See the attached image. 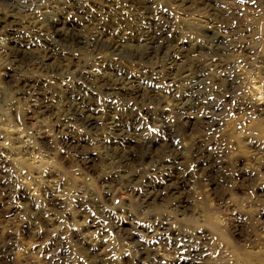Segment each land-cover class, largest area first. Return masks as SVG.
I'll return each mask as SVG.
<instances>
[{"label": "rangeland", "instance_id": "1", "mask_svg": "<svg viewBox=\"0 0 264 264\" xmlns=\"http://www.w3.org/2000/svg\"><path fill=\"white\" fill-rule=\"evenodd\" d=\"M0 1V264H264V0ZM117 122L133 165L113 156Z\"/></svg>", "mask_w": 264, "mask_h": 264}, {"label": "bare ground", "instance_id": "2", "mask_svg": "<svg viewBox=\"0 0 264 264\" xmlns=\"http://www.w3.org/2000/svg\"><path fill=\"white\" fill-rule=\"evenodd\" d=\"M78 0H76V5L75 6H77L79 3L77 2ZM201 1H203V0H201ZM1 2V1H0ZM2 2H4L3 0H2ZM182 3V2H181ZM8 4V3H7ZM12 4V3H11ZM73 5V6H74ZM214 11V10H213ZM208 13V12H207ZM212 14V13H211ZM218 14H221L220 12H218ZM216 16V15H215ZM228 16V15H227ZM226 16V17H227ZM220 17V16H219ZM230 18V17H229ZM222 20V19H221ZM6 21V20H5ZM228 21V20H227ZM8 22H10V21H8ZM224 22H226V21H224ZM228 23H230V22H228ZM5 24H7V22L5 23ZM12 24V23H11ZM10 24V25H11ZM222 24V23H221ZM8 25V24H7ZM9 25V26H10ZM162 25V24H161ZM222 25H224V24H222ZM226 25V24H225ZM4 26V25H3ZM157 26V25H156ZM167 26V25H166ZM162 27V26H161ZM2 28V27H1ZM159 28V27H158ZM4 29V28H3ZM161 29V28H160ZM163 29V28H162ZM134 30V29H133ZM132 30V31H133ZM164 30V29H163ZM167 30V29H166ZM56 31V30H55ZM147 31V30H146ZM7 32V31H6ZM74 32H75V30H74ZM231 32H233V31H231ZM11 33V32H10ZM55 34H56V32H54ZM152 33V32H151ZM162 33V32H161ZM166 33V32H165ZM229 33V32H228ZM58 34V33H57ZM57 34H56V36H57ZM122 34V33H121ZM132 34V33H131ZM130 34V35H131ZM135 34V33H134ZM153 34V33H152ZM232 34V33H231ZM112 35V34H111ZM168 35V34H167ZM236 35V34H235ZM12 36V35H11ZM21 36V35H20ZM100 36V35H99ZM102 36V35H101ZM234 36V35H233ZM82 37V36H81ZM114 37V36H113ZM133 37H135V36H133ZM159 37H162V36H159ZM57 38L58 39H56V41L58 40V44L56 43V46H58L59 44H60V46H69V44L71 45L72 44V46L73 45H75L76 47H82V45H83V42H82V40H81V38L80 37H77L76 35H70V37H66V36H61V34H60V36H57ZM111 38V37H110ZM129 38V37H128ZM146 38V37H145ZM157 38V37H156ZM165 38H167V37H165ZM106 39V38H105ZM104 39V40H105ZM112 39V38H111ZM123 39H124V37H123ZM122 39V40H123ZM84 40V39H83ZM141 40H143V38L142 39H137V42H139L138 44H140V42H141ZM89 41H90V39H89ZM88 41V42H89ZM164 41V40H163ZM29 43V42H28ZM155 37L154 38H151V41H150V44H149V47H148V50H147V52L146 53H143L142 55H140L139 53H138V50H125V49H123V47H121V45L119 44V46H118V44L116 43V42H113V41H110V40H106V41H101L99 38H92V40H91V42H90V45H91V47H92V50H97V49H99V48H105L106 50H108V51H110V52H112L113 54L114 53H117V54H121V53H123V54H128L130 57H139V58H141V59H152V57H153V55L154 54H156V55H158L159 53H161L162 54V52H163V50L165 49V48H167L166 46H167V43H159V45H155ZM169 43V42H168ZM133 45V44H132ZM169 45V44H168ZM36 46V45H35ZM56 46H51V49H48V47H45V48H47L45 51H44V60L46 59V58H48V57H50V55H51V53L53 52L52 50H56ZM84 46H86V45H84ZM142 46V45H141ZM213 46V45H212ZM59 47V46H58ZM126 47H127V45H126ZM14 48V47H13ZM44 48V49H45ZM50 48V47H49ZM178 48V47H177ZM217 48V50H219L220 49V46H217L216 47ZM9 49V48H8ZM19 49V48H18ZM87 49H89V48H87ZM214 49V48H213ZM14 50V49H13ZM13 50H10L9 49V55L11 56L13 53H15V54H13V55H15V57L16 58H18L19 57V54H18V51L16 52V51H13ZM32 50V49H31ZM170 50V49H169ZM26 52H27V50H25ZM37 51V50H36ZM40 50H38V52H39ZM171 51V50H170ZM175 51V50H174ZM173 51V52H174ZM212 51V50H211ZM221 51V50H220ZM7 52V53H8ZM33 52H35L34 50H33ZM37 52V53H38ZM55 52V51H54ZM95 52V51H94ZM214 52H216V51H214ZM164 54V53H163ZM165 54H168V52L167 53H165ZM22 55V54H21ZM31 55H33V54H31ZM30 55V56H31ZM174 55V54H173ZM176 55H178V54H176ZM5 56H6V54H5ZM39 56V55H38ZM37 56V57H38ZM124 56V55H123ZM122 56V57H123ZM166 56H168V55H166ZM7 57V56H6ZM23 57V56H22ZM21 57V58H22ZM29 57V56H28ZM163 57H165V56H163ZM169 57V56H168ZM167 57V58H168ZM175 57V56H174ZM181 57H183V56H181ZM11 58V57H10ZM41 58V57H40ZM170 58V57H169ZM184 58V57H183ZM26 59V58H25ZM132 59V58H131ZM135 59V58H134ZM172 59V58H171ZM176 59H177V57H176ZM11 60V59H10ZM13 60H18V59H12V61ZM21 60V59H20ZM138 60V59H137ZM27 61V60H26ZM41 61V60H40ZM143 61V60H142ZM148 61V60H147ZM11 62V61H10ZM169 62V61H168ZM174 62V61H173ZM25 63H27V62H25ZM45 63V62H44ZM188 63V62H187ZM7 65H9V64H7ZM26 65V64H25ZM29 65V64H28ZM35 65V64H34ZM40 65V64H39ZM43 65V64H42ZM50 65V64H49ZM110 65V64H109ZM191 66H192V64H190ZM145 66V65H144ZM17 67V66H16ZM19 67V66H18ZM58 67V66H57ZM57 67L55 68V69H57ZM11 68V67H10ZM24 68V67H23ZM30 68H31V66H30ZM71 68V67H70ZM109 69L111 68V67H108ZM189 68H191V67H189ZM194 68H195V66H194ZM199 68V67H198ZM14 69V68H13ZM116 69H117V67H116ZM43 70V69H42ZM171 70H173V67H171ZM187 70H189L188 69V66L186 65V64H184L183 66H182V69H181V73H184V72H186L187 73ZM195 70V69H194ZM197 70V69H196ZM195 70V71H196ZM12 71H14V70H12ZM17 71V70H16ZM56 71V70H55ZM71 71H73V70H71ZM118 71H119V69H118ZM151 71V70H150ZM177 71V70H176ZM190 71V70H189ZM193 71V70H192ZM49 72V71H48ZM153 72V71H152ZM171 72V71H170ZM113 73H114V78L113 79H115V77H116V80H118L119 81V83H122V84H118L117 86H119V87H117L118 88V90L119 91H122L123 89H127L126 91H128V90H135V89H137V86H136V84L134 83V82H132V81H134V80H130V79H126L125 78V75L123 74V73H120V72H117L116 70H113ZM113 73H111V74H113ZM175 73V72H174ZM180 73V74H181ZM191 73V72H190ZM194 73V72H193ZM197 73V72H196ZM47 74V73H46ZM146 74V73H145ZM152 74V73H151ZM170 74V73H169ZM168 74V75H169ZM179 74V73H178ZM200 74V73H199ZM199 74H196L197 76L199 75ZM52 75V74H51ZM79 75V74H78ZM149 75V74H148ZM147 75V76H148ZM172 75V74H171ZM187 75H189V74H187ZM228 75V74H227ZM56 76V75H55ZM153 76V75H152ZM178 76H181V75H178ZM190 76V75H189ZM192 76V75H191ZM194 76H195V74H194ZM10 77H11V75H10ZM25 77V76H24ZM107 77H109V76H107ZM111 77V76H110ZM167 77H169V76H167ZM171 77V76H170ZM173 77V76H172ZM223 77H224V75H223ZM27 78V77H26ZM76 78H78V77H76ZM182 78V77H181ZM189 78V77H188ZM195 78V77H194ZM230 77H228V76H226V80L227 79H229ZM28 79V78H27ZM121 79V80H120ZM125 80V81H129V82H124L125 84L123 85V80ZM175 79V78H174ZM21 80H23L22 78H21ZM25 80V79H24ZM80 80H82V79H80ZM176 80V79H175ZM16 81H18V80H16ZM77 81V80H76ZM79 81V80H78ZM102 81V80H101ZM196 84L197 85H200L201 84V82H202V79H201V77H198V78H196ZM19 82V81H18ZM17 82V84H19ZM22 82V81H21ZM112 82L113 81H111V84L109 83V85H112ZM117 82V81H116ZM78 83V82H77ZM26 84V83H25ZM76 84V83H75ZM225 84V83H224ZM28 85V84H27ZM84 85V84H83ZM116 85V84H115ZM123 85V86H122ZM193 85V84H192ZM196 85V86H197ZM232 85H233V82L231 81V79H230V81L228 82V86L227 87H229V88H232ZM21 86V85H20ZM29 86V85H28ZM32 87H33V85H31ZM114 86V85H113ZM125 86V87H124ZM195 86V87H196ZM39 87V86H38ZM79 87V86H78ZM112 87V86H111ZM193 88L194 90H192V93L193 94H195L196 92H195V89L196 88ZM37 88V87H36ZM80 88H81V85H80ZM198 89H200V88H198ZM225 89V88H224ZM15 90V89H14ZM21 90V89H20ZM25 90V89H24ZM38 90V89H37ZM111 90H112V88H111ZM150 90V89H149ZM151 90H152V88H151ZM191 90V89H190ZM226 90H227V88H226ZM225 90V91H226ZM16 91H18L19 93H20V91L19 90H16ZM32 91V90H31ZM40 91H41V89H40ZM79 91V90H78ZM112 91H117V89H114V90H112ZM17 92V93H18ZM22 92H25V91H22ZM29 92H30V90H29ZM28 92V93H29ZM147 92V91H146ZM35 93V92H34ZM38 93V92H37ZM132 93V92H131ZM148 94H149V96L146 94V96L148 97V98H150V99H152L153 100V95H151V93H149V92H147ZM189 93V92H188ZM187 93V94H188ZM191 93V94H192ZM198 93V92H197ZM21 94H23V93H21ZM39 94V93H38ZM192 94V98H193V95ZM37 95V94H36ZM52 95H53V93H52ZM51 95V96H52ZM118 95H119V93H118ZM150 95H151V97H150ZM31 96V95H30ZM107 96V95H106ZM42 97V96H41ZM44 97H46L45 95H44ZM43 97V98H44ZM71 97V96H70ZM109 97V96H108ZM29 98V97H28ZM27 98V99H28ZM37 98V97H36ZM188 98V97H187ZM31 99V98H30ZM191 99V98H190ZM42 100V99H41ZM31 101V100H30ZM33 101V100H32ZM38 101V100H37ZM154 101V100H153ZM43 102V101H42ZM148 102V101H147ZM68 103V102H67ZM85 103V102H84ZM40 104V103H39ZM75 104V103H74ZM187 104V103H186ZM77 105V104H76ZM68 106H70V105H68ZM77 106H79V105H77ZM81 106V105H80ZM79 106V107H80ZM36 107V106H35ZM48 107V106H47ZM76 107V106H75ZM79 107H78V109H77V111H75V112H77V116H78V118L77 119H79L80 121H82L84 124H86L87 126H90V127H94V125L95 124H93V120H92V118H89V116H88V112H89V108H83V109H79ZM49 108H52V107H49ZM186 109V108H185ZM210 110H212L213 108L210 106V108H209ZM215 109V108H214ZM45 110H47V109H45ZM49 110V109H48ZM51 110V109H50ZM67 110V109H66ZM140 110V109H139ZM70 112V111H69ZM67 113V112H66ZM91 113H92V111H91ZM183 113V112H182ZM206 113H211V112H207L206 111ZM212 114V113H211ZM210 114V115H211ZM208 115V114H207ZM76 116V115H75ZM109 116V115H108ZM115 116V115H114ZM184 116V115H183ZM204 116V115H203ZM206 116V115H205ZM203 117V123H205V124H208V125H213V122H211V117L208 115L207 117ZM214 116V115H213ZM71 117V116H70ZM73 117V116H72ZM71 117V118H72ZM113 117V116H112ZM96 119H97V116H96ZM110 120V119H109ZM215 120V119H214ZM62 121V120H61ZM102 121V120H101ZM65 122V121H64ZM68 122V121H67ZM67 122H65V123H67ZM70 123H71V119H70V121H69ZM76 122V124H77V121H75ZM74 123V122H73ZM104 123V122H103ZM102 124V123H101ZM109 124V123H108ZM111 125V127L109 126V128H110V130H111V142L113 143V145H114V147H115V149L113 148V150H114V152H113V156L117 159V160H119L120 162L122 161L124 164H134L135 163V160L133 159V157H134V149H132V147H131V144H132V146L134 145V140L131 138V136H130V134H128L127 132H125V128L122 126V125H118V122H117V124H115V123H111L110 124ZM75 126H78V125H75ZM105 126V125H104ZM214 126V125H213ZM84 127V126H83ZM97 127V126H96ZM162 127V126H161ZM165 127V126H164ZM68 128V127H67ZM71 128V127H70ZM85 128V127H84ZM89 128V127H88ZM99 128H100V126H99ZM124 129V130H123ZM163 129V128H162ZM172 129V128H171ZM209 129V128H208ZM97 130V129H96ZM63 131V130H62ZM61 131V132H62ZM98 131V130H97ZM136 131V130H135ZM162 131H164V130H162ZM169 129H166L165 130V136L168 138V139H170V135H169ZM65 132V131H64ZM133 132V131H132ZM171 132V131H170ZM104 133V132H103ZM140 134V133H139ZM261 134V133H260ZM173 135V134H172ZM109 136V135H108ZM165 136H163V137H165ZM173 138V137H172ZM167 139V140H168ZM163 140H165V139H163ZM143 141V140H142ZM166 141V140H165ZM173 141V140H172ZM137 142V141H136ZM141 143V142H140ZM167 142H165V144H166ZM169 143V142H168ZM143 144V143H142ZM147 144H149V143H147ZM172 144V143H171ZM130 145V147L128 148L127 146H129ZM163 145V144H162ZM103 146V145H102ZM161 146V145H160ZM164 146V145H163ZM163 146H162V148H163ZM150 147V146H149ZM169 147V146H168ZM103 148V147H102ZM159 148V147H158ZM162 148H161V150H162ZM107 149H109V148H107ZM111 149V148H110ZM132 149V150H131ZM169 149H170V147H169ZM102 150V149H101ZM150 150V149H149ZM161 150H159V152L161 151ZM166 150V149H165ZM169 151H171V150H169ZM137 152H138V150H137ZM149 152V151H148ZM155 152V151H154ZM167 152H168V149H167ZM175 152V151H174ZM195 152V151H194ZM108 153V152H107ZM136 153V152H135ZM171 153V152H170ZM253 153V152H252ZM134 154V155H133ZM146 154V153H145ZM150 155H151V153H149ZM154 154H156V153H154ZM165 154V153H164ZM169 154V153H168ZM196 154V153H195ZM174 155V154H173ZM175 155H177V154H175ZM174 155V156H175ZM112 156V155H111ZM149 156V155H148ZM161 156V155H160ZM203 156V155H202ZM132 157V158H131ZM112 158V157H111ZM149 159H151L152 158V155L150 156V157H148ZM203 158V157H202ZM168 159V158H167ZM264 160V159H263ZM116 161V160H115ZM127 161V162H126ZM165 161V160H164ZM163 161V162H164ZM169 161V160H168ZM167 161V162H168ZM178 161V160H177ZM217 161V160H216ZM153 162V161H152ZM263 162V161H262ZM113 163H115V162H113ZM145 163V162H144ZM154 163H156V162H154ZM111 164H112V162H111ZM116 164V163H115ZM139 164V163H138ZM163 164V163H162ZM166 164V163H165ZM212 164V163H211ZM259 164V163H258ZM264 164V163H263ZM113 165V164H112ZM122 165V164H121ZM154 165V164H153ZM194 165H196V163L194 164ZM114 166V165H113ZM117 166V165H116ZM151 166V165H150ZM207 166H209V165H207ZM129 167V166H128ZM197 167V166H196ZM201 167V166H200ZM170 168V167H169ZM173 168V167H172ZM217 168V167H216ZM121 169V168H120ZM123 169H125V168H123ZM139 169V168H138ZM159 169H161V168H159ZM171 169V168H170ZM212 169L213 168H206V169H204L207 173H209L210 175L213 173V171H212ZM218 169V168H217ZM142 170V169H141ZM167 170H169V169H167ZM174 170V169H173ZM128 171V170H127ZM154 171V170H153ZM157 171V170H156ZM156 171H154V172H156ZM210 171H212V172H210ZM167 171H165V173H166ZM214 172H215V170H214ZM217 172H218V170H217ZM216 172V173H217ZM157 173V172H156ZM160 173V172H159ZM141 174V173H140ZM155 174V173H154ZM214 174V173H213ZM139 175V174H138ZM173 175V174H172ZM208 175V174H207ZM217 175V174H216ZM215 175V176H216ZM130 176V175H129ZM147 176V175H146ZM151 176V175H150ZM153 176V175H152ZM131 177V176H130ZM143 177V176H142ZM155 177H157V176H155ZM159 177V176H158ZM157 177V178H158ZM205 177V176H204ZM134 178V177H133ZM150 179V178H149ZM167 179V178H166ZM206 179H207V177H206ZM216 179V178H215ZM169 180V179H168ZM152 181V180H151ZM208 181V180H207ZM213 181V180H212ZM217 181V180H216ZM147 182H148V180H147ZM150 183V182H149ZM166 184V183H165ZM169 184V183H168ZM143 185V184H142ZM145 185H148V184H145ZM172 186V185H171ZM150 188V190H149V192H147L148 194H147V196L148 197H150L151 196V194H153V191L155 190V188H156V186L155 185H152L151 187H149ZM142 189V188H141ZM172 189V188H171ZM143 192V191H142ZM169 192V191H168ZM137 194H138V192H137ZM142 194V193H141ZM156 194V193H155ZM159 194V193H158ZM161 194V193H160ZM165 194V193H164ZM157 195V194H156ZM143 196V195H142ZM154 196V195H153ZM138 197V196H137ZM144 197V196H143ZM155 197V196H154ZM145 198V197H144ZM175 198V197H174ZM138 199H139V197H138ZM161 199V198H160ZM166 199V198H165ZM143 200V199H142ZM146 201V200H145ZM149 201V200H148ZM150 202V201H149ZM142 203V202H141ZM148 203V202H147ZM177 204V203H176ZM180 205V204H179ZM147 206V205H146ZM110 220V219H109ZM156 226V225H155ZM159 226V225H158ZM123 228V227H122ZM253 228V227H252ZM120 229H121V227H120ZM156 229V228H155ZM119 230V229H118ZM127 230V229H126ZM158 231H160V230H158ZM117 232V231H116ZM128 234V233H127ZM132 236V235H131ZM126 237H128L127 235H126ZM122 238V237H121ZM175 238V237H174ZM184 239V238H183ZM134 240V239H133ZM132 241V240H131ZM133 243V242H132ZM137 244V243H136ZM135 244V245H136ZM175 244H177V243H175ZM186 245V244H185ZM190 246V245H189ZM180 247H181V245H180ZM140 248V247H139ZM142 248V247H141ZM184 248V247H183ZM186 248V247H185ZM139 250V249H138ZM181 250V249H180ZM142 251V250H141ZM143 253V252H142ZM181 253V252H180ZM143 254H145V253H143ZM179 254V253H178ZM183 254V253H182ZM188 258V257H187ZM192 258V257H191ZM198 258V257H197ZM190 260H192V259H190ZM193 262V261H192Z\"/></svg>", "mask_w": 264, "mask_h": 264}]
</instances>
